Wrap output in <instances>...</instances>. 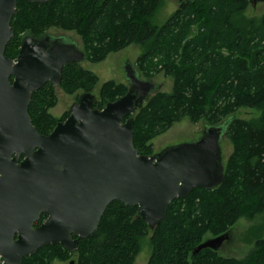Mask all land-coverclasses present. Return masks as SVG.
Wrapping results in <instances>:
<instances>
[{
  "label": "trees",
  "instance_id": "1",
  "mask_svg": "<svg viewBox=\"0 0 264 264\" xmlns=\"http://www.w3.org/2000/svg\"><path fill=\"white\" fill-rule=\"evenodd\" d=\"M162 2L18 0L11 22L15 35L5 54L16 59L23 34L40 36L50 28L76 32L86 58L95 63L138 43L143 48L137 62L140 74L150 78L165 72L174 85L171 93H154L133 115L136 149L141 155H153V140L185 118L205 119L209 126L227 122L226 136L235 147L222 184L175 199L166 220L155 229L137 217L138 207L115 201L98 229L79 240L75 251L48 245L24 257L22 264H51L73 256L78 264H135L146 237L151 245L147 264H264V237L243 259L223 257L211 248L194 253L208 234L229 233L240 218L264 212V118L250 123L234 116L242 106L264 109V17L259 25L241 18L248 0H183L160 24L155 16ZM98 82L95 74L74 63L64 68L61 85L73 94L76 89L91 92ZM128 90L123 83L106 81L95 108L103 109ZM56 103L51 83L32 96L29 113L41 134H50L70 115V111L59 119L52 115Z\"/></svg>",
  "mask_w": 264,
  "mask_h": 264
},
{
  "label": "water",
  "instance_id": "2",
  "mask_svg": "<svg viewBox=\"0 0 264 264\" xmlns=\"http://www.w3.org/2000/svg\"><path fill=\"white\" fill-rule=\"evenodd\" d=\"M45 4L50 0H28ZM183 1V0H182ZM255 1V0H254ZM18 0H0V259L22 264L44 246L75 251L99 227L108 206L138 207L150 229L167 218L171 202L194 189H215L225 175L221 141L227 122L210 125L192 142L141 155L134 144L136 112L159 87L125 67L128 92L103 109L97 96L80 95L70 115L41 134L29 106L47 83L59 86L66 66L86 53L69 37L24 34L16 59L5 52ZM45 221L36 226L41 216ZM229 233L208 239L194 253L218 251Z\"/></svg>",
  "mask_w": 264,
  "mask_h": 264
},
{
  "label": "rangeland",
  "instance_id": "3",
  "mask_svg": "<svg viewBox=\"0 0 264 264\" xmlns=\"http://www.w3.org/2000/svg\"><path fill=\"white\" fill-rule=\"evenodd\" d=\"M181 2L182 0H163L155 16V21L160 24L164 23L167 18L179 8ZM248 2V7L243 11L241 18L253 21L257 25L261 24L264 17V0H248ZM47 33L58 37H69L85 51L81 37L74 31L50 28ZM22 36H24V34ZM9 53L12 55L13 51ZM142 53L143 48L141 45L133 43L121 51L109 54L108 57L101 62L95 63L86 58L80 65L91 71L99 79V82L91 93L95 94L99 99L101 86L109 80L123 83L129 87L130 84L125 67L130 63V65L138 71L139 67L137 62ZM139 77L142 80L152 79L161 92L171 93L173 91L174 79L167 76L165 72H159L150 78L146 77L143 72H141V74L139 72ZM55 93L57 96V103L56 106L50 109V112L59 119L79 100L80 95L86 92L83 89H76V91L71 94L66 87L59 85L55 86ZM234 116L250 123H258L264 118V109L242 106L236 111ZM208 126L209 123L205 119L193 122L189 118H185L175 123L166 133L153 140V154H158L171 146L198 140ZM221 146L226 166L230 156L234 152L235 145L230 138L224 136L221 141ZM229 236V239L221 245L218 253L223 257L236 259L245 258L254 249L256 240L264 237V212L253 218H240L229 231ZM213 237L214 236L208 234L205 241ZM150 255V238L146 237L141 242V251L136 258L135 264H147ZM51 264H78V260L77 256H73L66 261L56 259Z\"/></svg>",
  "mask_w": 264,
  "mask_h": 264
},
{
  "label": "flooded vegetation",
  "instance_id": "4",
  "mask_svg": "<svg viewBox=\"0 0 264 264\" xmlns=\"http://www.w3.org/2000/svg\"><path fill=\"white\" fill-rule=\"evenodd\" d=\"M47 34H49V33H47ZM42 216L45 217L44 215H42ZM42 216H41V217H42ZM45 219H46V217H45ZM45 219H44L43 221H41V222L39 221V222L36 224V226H39L40 224H42V223L45 221ZM229 237H230V236H229ZM228 239H229V238H228ZM225 241H226V240H225ZM225 241H224V242H225Z\"/></svg>",
  "mask_w": 264,
  "mask_h": 264
}]
</instances>
